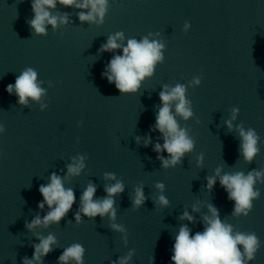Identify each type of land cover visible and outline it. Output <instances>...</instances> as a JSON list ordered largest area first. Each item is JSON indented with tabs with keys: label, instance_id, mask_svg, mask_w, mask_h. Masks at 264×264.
<instances>
[{
	"label": "water",
	"instance_id": "obj_1",
	"mask_svg": "<svg viewBox=\"0 0 264 264\" xmlns=\"http://www.w3.org/2000/svg\"><path fill=\"white\" fill-rule=\"evenodd\" d=\"M31 4L0 0V264L31 259L37 237L49 234L56 243L42 264H58L74 243L85 248L84 264H115L130 252L128 264H172L180 227L187 226L190 235L202 232L208 205L234 231L257 235L262 246L248 264H264V184L255 185L261 196L249 215L236 217L234 201L216 176L217 168L221 176L264 169V0H109L102 23L81 22L78 12L86 9L57 3L48 10L67 15L68 23L55 29L46 23V35L35 34L28 24L34 17ZM117 32L123 33L117 40L121 48L101 51ZM144 37L164 44V59L136 92L121 93L103 73L129 39ZM29 67L37 71L45 95L25 106L17 102L15 90L10 95L5 89ZM194 78L199 85L191 83ZM177 84L185 85L193 115L176 119L195 147L181 163L163 168L153 150L164 143L155 130L159 93ZM233 108L239 109L234 120ZM226 121H232L231 130ZM241 124L260 137V153L251 163L240 154ZM160 155L168 158L166 152ZM80 156L85 167L79 175H68L67 166ZM53 173L74 191L75 202L59 223L29 230L27 223L50 211L47 204L38 207L43 201L39 187L50 183ZM105 173L116 179H105ZM213 176L216 184L209 191L207 178ZM117 180L124 191L114 197L115 219L81 213L77 222L88 184L96 187L94 199H102L105 186ZM158 182L163 192L155 187ZM137 187H143L146 199L134 209ZM161 194L167 206L157 202ZM185 211L193 221L181 219Z\"/></svg>",
	"mask_w": 264,
	"mask_h": 264
},
{
	"label": "clouds",
	"instance_id": "obj_2",
	"mask_svg": "<svg viewBox=\"0 0 264 264\" xmlns=\"http://www.w3.org/2000/svg\"><path fill=\"white\" fill-rule=\"evenodd\" d=\"M57 3L66 7L75 6L77 9L87 10L78 12V18L81 22L102 23L109 8V0H32V11L34 17L28 21L31 29L37 35H46V23L53 29L58 25L68 23L67 15H52L48 9H55ZM185 30L190 25L185 24ZM151 35V33H150ZM123 33L117 32L108 38L106 44L102 46L101 51H114L120 49L121 45L117 40H123ZM164 44L158 40H149L144 37L142 40L129 39L127 45L122 48V55H114L106 67L103 75L107 78L109 84L114 83L116 89L121 93L136 92L140 83L145 77L151 76L154 72L157 62H162L164 57L162 49ZM38 73L33 68L25 69L15 79L14 84L6 86V92L15 94L18 97V103L27 105L28 100L39 102L45 95V89L37 81ZM192 84L199 85L200 79L194 78ZM186 87L183 84H177L173 88L165 86L159 93L162 106L160 107L155 122V130L163 136L164 143H156L154 151L158 154L163 168L174 167L182 162L186 153H191L195 147L194 140L189 136L188 131L181 128L177 122L176 116L179 115L187 120L193 115L191 101L186 99ZM175 104V114L172 111V105ZM43 107V106H42ZM238 108H233V120L236 118ZM229 130L232 129V121H226ZM240 136V154L244 160L251 163L260 153L258 147L259 135L252 128L244 129L241 124L237 128ZM4 129L0 126V132ZM151 142L149 137L145 146ZM166 152L168 158L160 155ZM203 163V154L198 158V164ZM84 165V157L74 158L72 164L67 166L68 175H79ZM221 169L217 168L216 176H219L221 187L228 194V199L234 201L233 216L247 217L253 209V201L261 196V191L256 188L257 182L264 184V169L252 171L245 174L242 171L234 173H225L220 175ZM105 179L115 180V174L105 173ZM216 184V177L207 178V188L209 191ZM155 187L163 192L164 184L158 182ZM105 192L107 196L102 199H94L96 187L89 183L80 197L81 206L75 215L77 222L81 220V213L89 218L100 216H109L115 219L116 209L114 207L117 194L124 191V185L117 180L115 184L106 185ZM39 193L43 201L38 204L43 209L45 204L50 211L41 218L37 215L30 223L25 225L32 230L38 226H45L52 223H59L72 208L75 202L74 191L65 189L62 179L53 173L50 177V183L41 185ZM143 187L135 189V196L132 200L133 208H139L145 201ZM161 206H167L169 201L164 195H160L157 201ZM195 210V209H194ZM210 215L203 217L205 228L202 232H196L190 235V229L187 226H181L173 245V254L171 256L172 264H248L254 261L256 253L262 246L254 232L234 231V226L224 223L219 218L218 210L208 205ZM181 219L193 221V217L187 211L184 212ZM112 228L117 231H124L123 226L112 224ZM40 242L33 244L34 249L32 258L25 257L22 264H42L41 258L47 256L53 249L52 245L56 243V237L49 234L46 238L37 237ZM242 246V250H241ZM85 248L79 243H74L67 247L58 258V264H68L69 261H75L76 264H84ZM132 257V252L128 256L121 257L115 264H128Z\"/></svg>",
	"mask_w": 264,
	"mask_h": 264
}]
</instances>
